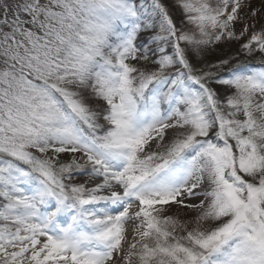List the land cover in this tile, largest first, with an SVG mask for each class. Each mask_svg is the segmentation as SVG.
Returning <instances> with one entry per match:
<instances>
[{
  "label": "snow or ice",
  "instance_id": "1",
  "mask_svg": "<svg viewBox=\"0 0 264 264\" xmlns=\"http://www.w3.org/2000/svg\"><path fill=\"white\" fill-rule=\"evenodd\" d=\"M0 264H264V0H0Z\"/></svg>",
  "mask_w": 264,
  "mask_h": 264
},
{
  "label": "rangeland",
  "instance_id": "2",
  "mask_svg": "<svg viewBox=\"0 0 264 264\" xmlns=\"http://www.w3.org/2000/svg\"><path fill=\"white\" fill-rule=\"evenodd\" d=\"M260 2L261 0H253V4L257 7L259 6ZM237 47L238 46L233 43L231 45H222L220 48L209 50L206 56V60L208 62H215L216 58L222 57L225 53H227L228 55H233L235 54ZM255 62V59H253V63Z\"/></svg>",
  "mask_w": 264,
  "mask_h": 264
}]
</instances>
